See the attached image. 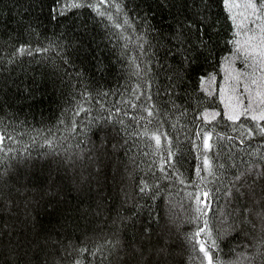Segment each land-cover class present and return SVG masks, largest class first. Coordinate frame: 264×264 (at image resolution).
Instances as JSON below:
<instances>
[{"label":"trees","instance_id":"trees-1","mask_svg":"<svg viewBox=\"0 0 264 264\" xmlns=\"http://www.w3.org/2000/svg\"><path fill=\"white\" fill-rule=\"evenodd\" d=\"M0 264H264V0H0Z\"/></svg>","mask_w":264,"mask_h":264},{"label":"rangeland","instance_id":"rangeland-1","mask_svg":"<svg viewBox=\"0 0 264 264\" xmlns=\"http://www.w3.org/2000/svg\"><path fill=\"white\" fill-rule=\"evenodd\" d=\"M254 50L258 54H260L259 43L255 44ZM239 81H241L239 79V74L233 73L229 69L225 70L224 80L219 87V92H220L219 96L223 100V106L225 108V112L229 115H235L237 113L236 110L239 109L238 107H241V105L243 104V102H242L243 99L241 98V96L237 95V91H239L238 88L240 87ZM210 84L207 85V87H209ZM250 84L253 85L254 83L251 82ZM251 88L252 87L244 89V90L246 92H248ZM252 90H253L252 94H255L253 96V99H254L255 103L258 104L260 102L259 94H257L258 87L255 86L252 88ZM240 95H242V94L240 93ZM249 102L253 103L251 99L249 100Z\"/></svg>","mask_w":264,"mask_h":264}]
</instances>
